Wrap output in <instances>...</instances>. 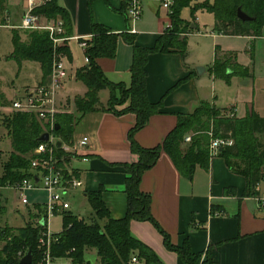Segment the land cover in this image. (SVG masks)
<instances>
[{
    "label": "crops",
    "instance_id": "obj_1",
    "mask_svg": "<svg viewBox=\"0 0 264 264\" xmlns=\"http://www.w3.org/2000/svg\"><path fill=\"white\" fill-rule=\"evenodd\" d=\"M58 2L68 11L71 19V32L67 33L69 36L90 37L92 23L95 21L115 34L134 35L136 46L153 47L160 37L168 36V28L171 25L169 14L155 1L145 3L140 20L134 23L126 15L128 0H108V2L95 0L91 7L88 0H58ZM22 7L24 14V2ZM205 12L207 11H198L195 19L182 18L191 30L181 34V39H186L187 42L185 61L182 60L180 51L175 48L169 49V52L149 56L148 99L151 103L163 100V108L160 113L150 118L145 128L136 133L135 140L143 148L162 146L166 137L177 126L180 116L192 114L203 103H210L224 114L235 108V117L240 119L245 118L252 111L264 117V107L258 106L255 98L244 102L241 110H239L237 99L233 96L229 97V100L235 104L224 106L227 103L223 104L224 99L221 96L222 82L229 84L231 79L229 82L217 79L212 71L216 48H219L220 59L238 63L234 53L227 50L221 51L217 40L256 38L222 35L215 29V18L211 27L206 24L201 25L199 15ZM145 13L157 18V26L151 31H138L137 24L142 22ZM130 24L133 26L131 27ZM208 27L210 33L203 30ZM131 28L136 30L135 34L129 33ZM190 38L211 39L213 56L208 53L210 55L207 58L201 53H193L189 45ZM74 51L80 52L85 57V51L75 41L68 42L67 46L60 49L67 72L64 88L59 97L62 113L70 112L64 109L67 108L65 107L66 98H81L87 93L86 86L77 80V72L85 66V63L84 60L83 62L74 61ZM13 52L14 49L10 56ZM132 62L133 47L122 36L119 37L114 58L97 60L98 66L110 83L123 84L125 87L131 84ZM23 66L25 69L31 67L32 71L38 74L32 83L20 86L25 90L21 96L18 97V87H15L14 83L8 86V83L0 82V94L5 95L8 100L11 96L10 107L15 100L24 99L30 90L44 82L40 64L30 61L18 64L17 76L20 75ZM198 67L204 70L198 72ZM187 77H189L187 80L177 88L175 87ZM237 77L238 83L242 86L250 85L254 78L251 73L249 78ZM105 91L109 95L103 100L101 95ZM98 97L106 106L111 97V91L103 89ZM71 112L78 115L76 110ZM240 112H242L241 115H239ZM78 116L79 121L75 126L73 143L87 136L90 138V144L86 153L87 162L80 158L72 160L73 169L84 185L72 193L71 201L72 203L84 201L89 204L87 193L103 188L104 202L111 217L122 219L127 212L126 174L122 165L133 164L139 160L138 155L132 153L128 139L129 131L136 124V116L134 114L116 116L107 112H93ZM191 142L187 143L184 140L183 149ZM263 182L264 179L256 188L258 195L250 197L246 194L247 179L230 170L225 159L220 155L211 156L207 169L198 166L191 177H186L163 151L155 166L143 174L140 189L143 193L150 195L152 215L169 236L172 245L181 247L185 242H189L195 254H206L210 250L217 264H264V192L261 188ZM84 210V212L89 211L86 208ZM71 211L73 212V204ZM90 213L92 218L94 213L91 208ZM131 231L136 239L155 252L161 264H188L166 246L163 234L151 223L134 221ZM91 256L97 260L95 250L86 252V261L90 262L87 258ZM54 264H72V262L69 259H56Z\"/></svg>",
    "mask_w": 264,
    "mask_h": 264
},
{
    "label": "trees",
    "instance_id": "obj_2",
    "mask_svg": "<svg viewBox=\"0 0 264 264\" xmlns=\"http://www.w3.org/2000/svg\"><path fill=\"white\" fill-rule=\"evenodd\" d=\"M6 0H0L1 6ZM95 0H88L89 6ZM108 2V0H105ZM193 0H175L169 18L171 27L168 36L160 37L153 47H139L135 45V36L119 35L109 28L93 21V39L85 51L89 58L80 71L77 80L87 88L84 97L77 98L75 108L78 115L93 112H107L116 116L134 114L136 124L129 131L128 139L133 154L139 160L133 164H123L126 174L125 193L127 195V212L122 219H113L106 208L103 198V188L87 193V201L94 216L90 222L72 212L63 214V229L54 234L51 245V254L54 259H69L72 264H88L86 252L95 250L98 264H129L131 257L138 253V257L145 264H161L155 252L142 241L132 235V222L151 223L164 236L166 246L176 252L188 264H217L210 250L206 254H195L189 242L176 247L171 244L169 236L161 229L151 212V197L140 189L143 174L155 166L161 153L164 151L172 160L180 173L191 177L198 166L205 169L209 166L211 158L210 144L213 138L231 140L233 144L222 148L220 156L236 174L247 179L246 194L256 197V188L264 179V117L252 111L245 118H230L223 111L210 103L200 104L192 114L180 116L175 129L169 133L162 146L146 149L135 140V135L145 128L150 118L163 108V100L151 103L147 92V63L149 56L160 52H169V49H178L182 60L185 61L186 39H181V34L189 31V25L181 17L183 9L190 7ZM207 11L214 15L215 29L226 36H248L259 38L264 28V0H213V3L192 8L193 19L199 10ZM252 17L253 21H242L238 18V10ZM37 15H42L48 21L62 20L66 33L71 32V19L66 9L62 8L58 0H46L35 10ZM28 40L22 41L17 32L12 35L14 52L12 59L18 64L24 61L40 64L43 72V81L46 82L51 72L52 42L50 35L44 31H27ZM133 47V62L131 67V84L110 83L104 76L97 60L101 58H114L116 56L119 37ZM219 48H216L215 62L212 68L217 79L227 82L234 76L249 78V68L236 62L219 58ZM189 77L180 81L175 87ZM103 89L111 91V97L105 107L99 100L98 94ZM117 92L120 99H117ZM118 106H126L117 110ZM73 112L58 114L57 123L59 130L55 136L66 140H73L75 126L79 116ZM4 124L12 138V152L3 164L0 185L21 180L28 177L30 155L40 145V138L44 134L43 125L35 115L15 112L5 118ZM191 134L192 142L183 149L185 137ZM73 142V141H72ZM69 161V155L61 153ZM24 171V172H23ZM36 213L29 210V214L36 222L27 223L19 228L0 226V264H21L26 254L32 252V264H38L42 258L43 249L40 248V238L43 228L39 219L44 215L41 205H34ZM0 212H6V206L0 202ZM213 212V211H212ZM205 257L203 258V256ZM203 258V260H202Z\"/></svg>",
    "mask_w": 264,
    "mask_h": 264
},
{
    "label": "built area",
    "instance_id": "obj_3",
    "mask_svg": "<svg viewBox=\"0 0 264 264\" xmlns=\"http://www.w3.org/2000/svg\"><path fill=\"white\" fill-rule=\"evenodd\" d=\"M148 1L157 2L168 14L171 13L175 2V0H128L126 15L131 22L134 23L140 20L143 6ZM45 2L46 0H25L24 14L19 28L24 31H44L50 35L53 47L51 72L46 82L30 90L24 99L15 100L11 105V109L18 113L35 115L43 125L44 133L50 134V139L48 142H41L31 153L29 158L30 167L27 172L28 177L0 185V202L5 201L4 196L6 193H10L16 195L20 205L28 206L30 205L29 194L40 192L46 194V200L42 205L35 203V205H41L44 209V215L39 219V225H41L44 232L39 241L43 252L38 264H54L56 259L51 254L54 234L49 230V219L71 210L70 198L72 193L81 189L84 185L73 169L72 160L80 158L82 161L87 162L86 153L90 144V138L87 136L82 137L71 146L55 139L57 116L61 113L59 96L63 91L67 76L60 49L67 46L68 42L75 41L82 50L87 51L89 42L94 35L92 34L88 38L69 36L62 20L50 22L42 15H37L35 10ZM129 33L135 34L136 30L131 28ZM84 63L85 65L89 63L86 53ZM235 111L236 109L232 108L225 115L234 118ZM209 135L212 138L209 148L211 156L219 155L222 148L233 144L231 140L213 138V133ZM58 142L62 143L60 148L57 147ZM185 142H191V136L185 138ZM61 153L69 155L68 162ZM129 264H140L139 257L133 256Z\"/></svg>",
    "mask_w": 264,
    "mask_h": 264
},
{
    "label": "rangeland",
    "instance_id": "obj_4",
    "mask_svg": "<svg viewBox=\"0 0 264 264\" xmlns=\"http://www.w3.org/2000/svg\"><path fill=\"white\" fill-rule=\"evenodd\" d=\"M23 2L25 3V0H6L5 3L1 6L0 10V82H2L3 84L8 83V86L14 83L15 87H18V97L21 96L25 91L23 90V88H20V86L26 83H32L34 79H36V76L38 74L36 71H32L31 67H27L25 69L24 65L20 75L17 76V74L19 73L18 64L10 56L14 49L13 42L11 40L14 32H17L19 34L22 41L25 42L28 40V32L19 28V26L21 25V18L23 14ZM208 3H213V0H193L190 7L182 10L181 17L187 20H189L190 18L192 19V8H200L202 5H206ZM144 8L145 4L143 6V10ZM199 11H203V9ZM199 19L201 25L206 24L211 27L214 22V15L209 12H205L199 15ZM130 26L132 27L133 24H130ZM155 26H157V18L154 15H150L148 13H145L144 17H142V22L140 24H137L138 31H151ZM209 27L207 29H202L205 32L210 33ZM217 41L219 46H221V51L227 50V52L234 53L236 55L237 62L240 65L249 68V72L254 77L253 81L248 86H242L240 83H238L239 81L237 76L232 77L229 84L222 82L223 91L221 92V96L224 99L223 104L227 103L224 106L228 107L235 104V102L233 103V101L229 100V97L233 96L238 101L239 110L243 108L242 104L244 102L252 101L254 98L258 106L264 107V28L262 30V36L256 39L223 38ZM72 45L75 46V44ZM189 45L193 53H201L207 58L210 55L208 53H211L213 56V46L211 39L190 38ZM74 52V61L81 60L83 62L84 57L82 56V54L77 51ZM227 52L224 53L227 54ZM234 88H236L238 91ZM107 95H109V93L105 91L102 93L101 98L105 100L108 97ZM6 98L7 97L5 95L0 94V176H2L3 164L8 160L13 150L12 138L9 136V130L4 124V120L15 112L10 107L11 96L9 100L8 98ZM117 99H120L119 92H117ZM76 100L77 98H66L65 107L67 108L64 109L66 111L75 112ZM105 107H107V105ZM125 107L126 106H118L117 110H122ZM60 112L62 113L61 110ZM241 114L242 112H240L239 115ZM188 136L192 135L189 134ZM55 139L62 141L67 146L73 145V140H64L57 136H55ZM26 172H28V170ZM261 186L262 191L264 192V182ZM4 197L5 201L3 200L2 204L6 206V212H0V226L4 228H19L26 225L28 222H36L29 214V210H32V213H36L33 209L35 203H40L42 205L46 200V194L43 192L29 194L30 205L28 206L20 205L15 194L6 193ZM70 202L71 206L73 204L74 214H77L79 218H83L87 222H90L92 220L93 217L91 218L92 213H90L89 204L85 203L84 201H81L79 203L73 201L72 203L71 198ZM84 208L89 211L84 212ZM70 212L72 211L70 210ZM62 229L63 214L55 215L49 219V230L51 233L58 234L62 231ZM2 247L3 244H0V250L2 249ZM133 256H138V253L136 252ZM87 259H90V262L87 261L88 264H98V261L95 260L93 256ZM140 264H145L144 260L140 259Z\"/></svg>",
    "mask_w": 264,
    "mask_h": 264
},
{
    "label": "water",
    "instance_id": "obj_5",
    "mask_svg": "<svg viewBox=\"0 0 264 264\" xmlns=\"http://www.w3.org/2000/svg\"><path fill=\"white\" fill-rule=\"evenodd\" d=\"M238 18L244 22L246 21H253L254 19L250 16H248L247 14H245L241 9L238 10V14H237ZM204 69L201 67L197 68L198 72L203 71ZM59 130V126L58 123L55 127V131ZM50 139V134L49 133H44L42 134L41 138H40V142H48ZM62 146L61 142L57 143V147L60 148ZM43 224V222H42ZM21 264H32V252L29 251L26 256L22 259Z\"/></svg>",
    "mask_w": 264,
    "mask_h": 264
}]
</instances>
